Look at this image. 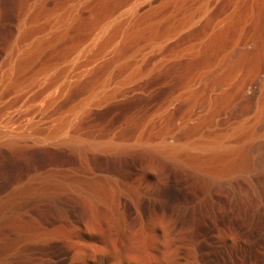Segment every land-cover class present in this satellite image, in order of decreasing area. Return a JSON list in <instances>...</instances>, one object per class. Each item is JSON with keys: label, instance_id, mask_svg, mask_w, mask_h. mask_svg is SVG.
Here are the masks:
<instances>
[{"label": "rangeland", "instance_id": "374dc122", "mask_svg": "<svg viewBox=\"0 0 264 264\" xmlns=\"http://www.w3.org/2000/svg\"><path fill=\"white\" fill-rule=\"evenodd\" d=\"M262 108L264 0H0V264H264Z\"/></svg>", "mask_w": 264, "mask_h": 264}, {"label": "bare ground", "instance_id": "6f19581e", "mask_svg": "<svg viewBox=\"0 0 264 264\" xmlns=\"http://www.w3.org/2000/svg\"><path fill=\"white\" fill-rule=\"evenodd\" d=\"M210 1V0H209ZM142 2V1H141ZM206 4V3H205ZM130 12V11H129ZM121 18V17H120ZM122 19V18H121ZM125 22V21H124ZM107 24V23H106ZM123 25V24H122ZM127 29V28H126ZM103 31V30H102ZM126 34V33H125ZM99 35V34H98ZM102 37V36H101ZM95 40V39H94ZM38 41V40H37ZM40 42V41H39ZM93 46V45H92ZM111 47V46H110ZM28 48V47H27ZM95 48V47H94ZM21 50V49H20ZM81 50V49H80ZM84 53V52H83ZM27 54V53H26ZM20 55V54H19ZM99 55V54H98ZM28 56V55H27ZM13 62V61H12ZM86 62V61H85ZM88 66V65H87ZM82 72V71H81ZM68 73V72H67ZM74 80V79H73ZM68 82V81H67ZM70 82V81H69ZM58 85V84H57ZM67 86V85H66ZM59 87V85H58ZM61 87V86H60ZM56 88V87H55ZM64 89V88H63ZM46 92V91H45ZM56 94V93H55ZM54 95V94H53ZM46 96V95H45ZM27 98V97H26ZM52 101V100H51ZM41 102V101H40ZM27 103V102H26ZM38 103V102H37ZM43 103V102H42ZM53 103V102H52ZM30 106V105H29ZM263 107V106H262ZM44 109V108H43ZM259 113L264 114V108L260 109ZM32 116V115H31ZM49 118V117H48ZM57 118V117H56ZM64 118V117H63ZM16 119V118H15ZM29 120V119H28ZM33 120V119H32ZM59 122V121H58ZM29 123V122H28ZM37 124V123H36ZM28 125V124H27ZM18 127V126H17ZM25 128V126H24ZM13 130V129H12ZM36 131V130H35ZM6 132V131H5ZM251 135V134H250ZM56 136V135H55ZM249 137V136H248ZM247 138V137H246ZM249 138L253 139L255 138L253 133L252 136H250ZM17 139V138H16ZM31 139V138H30ZM76 139V138H75ZM250 139V140H251ZM246 140V139H245ZM248 140V138H247ZM243 142L244 144H242L243 146L241 147H232L233 145L229 146L226 145L225 143H216L214 145H212L213 150H223V151H228L229 155H235V153H237L238 149H248L250 148V143L249 141ZM254 140V139H253ZM52 141V140H51ZM223 141V140H222ZM34 142V141H33ZM41 142V141H40ZM56 142V141H55ZM69 142V141H68ZM42 143V142H41ZM51 143V142H50ZM58 143V142H57ZM70 143V142H69ZM228 143V142H227ZM229 144V143H228ZM250 144V145H249ZM211 146V145H210ZM245 146V147H244ZM208 147V146H207ZM231 147V148H229ZM244 147V148H243ZM252 147V146H251ZM226 148V149H225ZM178 149V148H177ZM173 150V149H172ZM179 151V150H178ZM242 151V150H241ZM247 151V150H246ZM249 151V150H248ZM176 152V151H175ZM217 152V151H216ZM240 152V151H238ZM162 153V152H161ZM224 154V153H223ZM214 155V153H213ZM217 155V153H216ZM219 155V152H218ZM229 156V157H230ZM173 157V156H172ZM226 157V156H224ZM229 157L227 159H229ZM233 157V156H232ZM231 157V158H232ZM235 157V156H234ZM88 187V186H87ZM86 187V188H87ZM174 187L178 190V191H174ZM84 188V187H83ZM89 188V187H88ZM84 191V190H83ZM91 193H90V192ZM93 190H88L87 193L89 192L90 195L94 200L96 199V195L94 193H92ZM179 191H181V186L180 183L178 181H171L169 183H167L164 192V196L162 199V204L172 207V208H176L179 207L181 199L179 198ZM60 197V196H59ZM58 198V197H57ZM147 199H151V198H147ZM124 200V199H123ZM126 200V198H125ZM145 200V199H144ZM159 200V198H158ZM62 204V206L64 207V211H66L68 214H70V216L75 217H79L80 219H83L84 217H86V210L83 208L82 204L79 202H70V203H65V201L60 200ZM99 200H97L98 202ZM122 201L121 199L119 200V202ZM127 201V200H126ZM103 202V201H102ZM106 202V201H104ZM104 202L103 204H101V206H104ZM118 202V201H117ZM145 202V201H144ZM147 202V201H146ZM94 203V202H93ZM129 203V202H128ZM151 203V202H150ZM161 202L158 201H154L153 204L155 206H159ZM106 204V203H105ZM130 204V203H129ZM148 204V202H147ZM146 204V205H147ZM127 205V204H126ZM151 205V204H150ZM149 205V206H150ZM93 206V205H92ZM161 206V205H160ZM129 207V206H128ZM95 208V207H94ZM106 208V206H105ZM98 211V210H97ZM66 214V213H65ZM258 218V214L255 212V214L252 215L251 219L252 222L256 221ZM250 219V220H251ZM259 220V219H258ZM254 224V223H252ZM256 224V223H255ZM261 225V223H260ZM78 226V225H77ZM206 231H207V248L210 254H222V255H226V256H231L234 253V249L233 247H229L228 245H222L220 244V242H214L211 238V236H209L211 230H212V226L210 224V222H206L204 225ZM223 227L225 228L226 231L230 232V233H236L237 236V243H238V247L241 248V250H243V253L245 255H248V253H250L251 249L258 243H263L264 242V226L262 227H257V228H253V227H249V228H243L241 226H239L237 223H235L232 218L228 215L225 218H223ZM81 229V228H80ZM95 229V228H94ZM88 231V230H87ZM100 232V231H99ZM51 234V233H50ZM56 235V234H55ZM205 236V235H204ZM104 238V237H103ZM235 246V245H234ZM214 255V256H215ZM235 257V256H234ZM89 264V263H88Z\"/></svg>", "mask_w": 264, "mask_h": 264}]
</instances>
